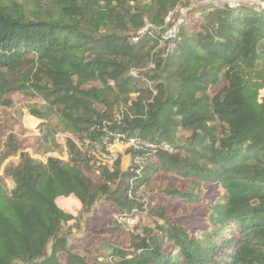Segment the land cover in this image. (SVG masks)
<instances>
[{
	"label": "trees",
	"instance_id": "trees-1",
	"mask_svg": "<svg viewBox=\"0 0 264 264\" xmlns=\"http://www.w3.org/2000/svg\"><path fill=\"white\" fill-rule=\"evenodd\" d=\"M25 119L37 134L24 136ZM110 131L172 150H135L127 169L121 156L97 176L77 141ZM27 146L69 157L44 162ZM0 171V264H94L96 240L80 248L64 201L131 212L142 204L130 192L159 173L171 177L154 225L125 243L113 220L98 245L106 264H264V6L0 0ZM200 206L194 226L180 219Z\"/></svg>",
	"mask_w": 264,
	"mask_h": 264
},
{
	"label": "rangeland",
	"instance_id": "rangeland-1",
	"mask_svg": "<svg viewBox=\"0 0 264 264\" xmlns=\"http://www.w3.org/2000/svg\"><path fill=\"white\" fill-rule=\"evenodd\" d=\"M205 1V0H202ZM207 1V0H206ZM208 1H217L219 3H230L232 5L237 3H245L249 5H253L255 7L264 6V0H208ZM186 9H182L180 15L178 16L177 20H182L183 17L186 14ZM136 74V72H134ZM28 113L25 114V118L27 119ZM24 120L25 127L27 128V131L24 133L25 135L30 134H37V121L34 120L33 124H29L27 120ZM67 135V137H71L70 134H62ZM65 139V136L61 137ZM62 140V139H60ZM66 140V139H65ZM26 151H29L33 157L40 159L44 162L48 161V158L50 156L53 157H60L64 160L66 159V153H47L45 155H36L34 154L33 150L30 147H25ZM65 149V147H64ZM114 152L119 153L118 157L122 156L121 159V167L123 169H127V167L130 166L132 162V157L130 153V149H126V147H123L122 145H117L116 147L112 148ZM66 150V149H65ZM19 155L9 158L6 163L3 165L16 163L19 161ZM69 157V154H68ZM119 159V158H118ZM2 171H0V174ZM171 175H166L164 173H159L155 179L150 182L149 184H143L140 186L139 190L136 191L135 195V201L137 203L144 204V206L141 205L135 206L134 210L131 212L124 211V212H118L111 206H109L108 203H106L104 198H101L95 205L94 210L90 213H80V202L79 201H64L65 206H67L68 210L73 211L77 214H79V218L76 221L75 228H74V234L71 236L74 238L78 243L80 244V248H84L89 240L95 239L96 243L94 246V253H93V263L94 264H106L110 262V258L107 255L101 254L99 250V242L103 239H106V235L104 233L105 229L112 223L113 220H115L119 225L123 228V233L118 238V240L123 241L125 243H128L130 240V234L136 233V232H142L144 225H154L155 218L152 217L150 211L151 206H156L159 201L164 199V195L160 193V190L163 189L165 186V183L167 179H169ZM7 182L9 186H13L14 183L10 178L7 179ZM177 183L179 185H182V187H185L186 184L182 182L181 180L177 179ZM214 192V188L210 187L209 194H212ZM166 204L168 205L169 209L172 211L173 214H175L177 211H182L184 209V206L181 202L168 200L166 201ZM146 206H148V209H146ZM146 209V210H143ZM204 210L203 206H200L193 211L186 212V217L180 218L186 225L188 226H194L197 224L198 221V214L201 213ZM122 214V216H119V214ZM185 215V214H184ZM160 223H163L162 220H159ZM138 227V228H137Z\"/></svg>",
	"mask_w": 264,
	"mask_h": 264
},
{
	"label": "built area",
	"instance_id": "built-area-1",
	"mask_svg": "<svg viewBox=\"0 0 264 264\" xmlns=\"http://www.w3.org/2000/svg\"><path fill=\"white\" fill-rule=\"evenodd\" d=\"M169 21H170V16L167 17V22ZM182 21L183 19L181 21L177 20V23L173 27L166 30L163 36L164 39L172 38L178 30V24H180ZM146 29L147 28L143 29L139 33L144 32ZM132 40L137 41L138 36L133 37ZM62 134L63 133L59 134V138L62 139L61 141L64 144L65 149L67 150L66 140H65L67 138V135H62ZM63 136H65V139L61 138ZM77 144L79 148L84 153L87 154V157L91 159L90 164L93 166L95 175L97 176L101 175L103 167L105 166L108 167L110 170H113L115 163L119 158L118 157L119 153L114 152L112 148L116 147L117 145H122L123 147H126V149H130L129 151L131 153V157H132V152L135 150L136 151L157 150L158 148L172 150L171 147L166 143L157 144L154 142L142 140L135 136H127L124 133H118L113 131H110L107 134H105L100 141H91L90 139H86L83 142L77 141ZM66 155H67L66 159H68V154L66 153ZM135 161L137 163L142 162L141 158L139 157H136ZM133 170H135L136 173L138 174L141 173V167ZM135 195L132 192H130L131 198L135 199ZM142 206H144V204H142ZM146 209H148V206H146ZM119 216H122V214L120 213Z\"/></svg>",
	"mask_w": 264,
	"mask_h": 264
}]
</instances>
